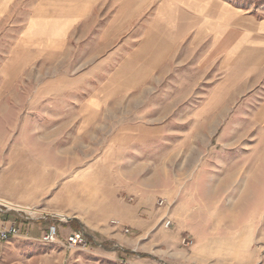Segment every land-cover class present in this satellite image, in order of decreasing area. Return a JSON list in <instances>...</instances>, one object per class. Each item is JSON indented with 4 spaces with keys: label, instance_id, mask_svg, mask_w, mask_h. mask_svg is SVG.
Returning a JSON list of instances; mask_svg holds the SVG:
<instances>
[{
    "label": "rangeland",
    "instance_id": "374dc122",
    "mask_svg": "<svg viewBox=\"0 0 264 264\" xmlns=\"http://www.w3.org/2000/svg\"><path fill=\"white\" fill-rule=\"evenodd\" d=\"M162 1L0 0V198L36 213L0 218L72 219L54 245L0 242V264H264V0L181 9L159 65L135 53Z\"/></svg>",
    "mask_w": 264,
    "mask_h": 264
},
{
    "label": "crops",
    "instance_id": "0c3cea01",
    "mask_svg": "<svg viewBox=\"0 0 264 264\" xmlns=\"http://www.w3.org/2000/svg\"><path fill=\"white\" fill-rule=\"evenodd\" d=\"M7 3L11 2L12 0H6ZM99 0H77L76 3L80 4L81 9L85 13H90L89 9L95 4L98 3ZM118 1V0H117ZM200 3V0H163L162 4L157 9V15L156 19L152 22L149 30L147 31L145 40L143 41L141 47L138 49V51L135 53V58L142 57V56H149L148 58L159 60L158 64H162V62L167 61L170 58V55L172 52L178 48L179 45H181L188 35V30L185 32L181 30L182 26H185L184 24L179 25L178 18L181 16V9L189 13L190 11L199 13L200 10L198 4ZM183 7V8H182ZM92 10V8H91ZM83 14H81L82 16ZM84 16V15H83ZM82 16V17H83ZM77 17V16H76ZM73 21L72 17H70ZM75 18V16H73ZM68 20V18H65ZM179 22V23H178ZM64 25L59 27L58 29L55 27L50 26L48 28L47 32H44L45 34H42L40 28L41 26H31L26 33V36L28 39L33 40V43L40 44V40H42V37H47L49 39L56 38H66L68 31L67 28L69 27V24L63 22ZM72 23V22H71ZM62 29V30H61ZM219 38V39H218ZM219 42L221 41V36H216L215 38ZM226 44V43H225ZM233 53V47L230 49L229 53L226 55L229 59V56ZM88 58V56H86ZM159 65H156L155 68ZM96 106H94V104ZM93 104V105H92ZM87 108H89V111L91 114L98 113L99 109V103L97 101H90V103L87 105ZM31 202V201H30ZM30 202H26V200H22L20 205L22 204H30ZM14 203V202H13ZM17 203V204H18ZM24 206V205H23ZM48 214L44 217H42V220H46L45 217H47ZM83 219L82 217H79L77 220ZM76 220V218H75ZM11 221V220H10ZM42 231V233L46 230ZM42 228H32V229H26L25 234H27V237H22L26 241H32V240H38V237L41 233ZM41 237V236H40Z\"/></svg>",
    "mask_w": 264,
    "mask_h": 264
},
{
    "label": "built area",
    "instance_id": "2783aa9c",
    "mask_svg": "<svg viewBox=\"0 0 264 264\" xmlns=\"http://www.w3.org/2000/svg\"><path fill=\"white\" fill-rule=\"evenodd\" d=\"M134 199L131 198L130 201H133ZM160 206L165 205V201L161 200L159 202ZM9 210L16 211L18 213L24 214L25 219H29L28 215L30 213H27L22 210H18L15 208H9L5 205L0 204V212L6 213ZM35 215V214H33ZM21 216V217H23ZM50 216L48 215L45 217L46 220H48ZM34 218V217H31ZM52 219H54V222L47 226L46 230L42 233L40 237L41 244L48 246V245H54L58 243L59 237H60V226L58 223H67L68 219L60 216L53 215L51 216ZM165 227L169 228L172 224L171 220L167 217L165 218ZM57 223H56V222ZM112 224L115 227H121V224L118 221H113ZM125 233H129L130 230L128 228L124 229ZM27 237V234H25L24 231H22L21 226L16 221H10V220H2L0 218V242H10L12 239L20 238V237ZM88 241L84 233L82 232H73L71 233L68 238L65 240L63 246L67 250H84L88 247Z\"/></svg>",
    "mask_w": 264,
    "mask_h": 264
},
{
    "label": "bare ground",
    "instance_id": "6f19581e",
    "mask_svg": "<svg viewBox=\"0 0 264 264\" xmlns=\"http://www.w3.org/2000/svg\"><path fill=\"white\" fill-rule=\"evenodd\" d=\"M236 178H238V176H236ZM0 204L1 205H5V206H7L9 208H15V209H18V210L25 211V212L30 213L32 215L34 214V210H35L34 208H32L30 206H23V205L13 203L11 201H8V200L2 199V198H0ZM57 216L64 217L66 219L68 218V216L64 215V214L63 215H57Z\"/></svg>",
    "mask_w": 264,
    "mask_h": 264
},
{
    "label": "water",
    "instance_id": "95a60500",
    "mask_svg": "<svg viewBox=\"0 0 264 264\" xmlns=\"http://www.w3.org/2000/svg\"><path fill=\"white\" fill-rule=\"evenodd\" d=\"M72 219L71 218H68V221H71Z\"/></svg>",
    "mask_w": 264,
    "mask_h": 264
}]
</instances>
